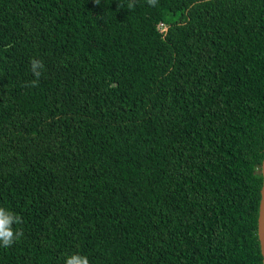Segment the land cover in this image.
I'll return each mask as SVG.
<instances>
[{
  "label": "trees",
  "instance_id": "obj_1",
  "mask_svg": "<svg viewBox=\"0 0 264 264\" xmlns=\"http://www.w3.org/2000/svg\"><path fill=\"white\" fill-rule=\"evenodd\" d=\"M263 156L264 0H0V264H261Z\"/></svg>",
  "mask_w": 264,
  "mask_h": 264
},
{
  "label": "clouds",
  "instance_id": "obj_2",
  "mask_svg": "<svg viewBox=\"0 0 264 264\" xmlns=\"http://www.w3.org/2000/svg\"><path fill=\"white\" fill-rule=\"evenodd\" d=\"M158 0H148L150 6L155 7ZM44 64L41 60L31 59L30 69L35 80L31 81L33 87L38 86L39 78L42 75ZM23 223V218L13 211L0 206V247L10 248L14 243L18 242L23 236V229L19 227ZM13 225H17L13 228ZM64 264H90L89 258L86 255L74 253L68 256Z\"/></svg>",
  "mask_w": 264,
  "mask_h": 264
},
{
  "label": "water",
  "instance_id": "obj_3",
  "mask_svg": "<svg viewBox=\"0 0 264 264\" xmlns=\"http://www.w3.org/2000/svg\"><path fill=\"white\" fill-rule=\"evenodd\" d=\"M261 186L259 189V200L256 219V237L258 242L261 264H264V156L260 163Z\"/></svg>",
  "mask_w": 264,
  "mask_h": 264
},
{
  "label": "built area",
  "instance_id": "obj_4",
  "mask_svg": "<svg viewBox=\"0 0 264 264\" xmlns=\"http://www.w3.org/2000/svg\"><path fill=\"white\" fill-rule=\"evenodd\" d=\"M157 28L159 30V32L164 30V25L162 23H158Z\"/></svg>",
  "mask_w": 264,
  "mask_h": 264
}]
</instances>
